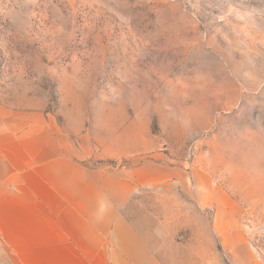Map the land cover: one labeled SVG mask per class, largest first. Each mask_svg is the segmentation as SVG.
<instances>
[{
    "label": "rangeland",
    "instance_id": "374dc122",
    "mask_svg": "<svg viewBox=\"0 0 264 264\" xmlns=\"http://www.w3.org/2000/svg\"><path fill=\"white\" fill-rule=\"evenodd\" d=\"M1 107L140 177L129 214L173 258L210 264L234 221L264 260V0H0Z\"/></svg>",
    "mask_w": 264,
    "mask_h": 264
},
{
    "label": "crops",
    "instance_id": "0c3cea01",
    "mask_svg": "<svg viewBox=\"0 0 264 264\" xmlns=\"http://www.w3.org/2000/svg\"><path fill=\"white\" fill-rule=\"evenodd\" d=\"M0 110V264H196L173 258L166 237L129 214L140 177L61 156L58 128L55 138L45 131L41 113H13L9 124ZM228 222L213 225L210 264L221 252L229 264H264Z\"/></svg>",
    "mask_w": 264,
    "mask_h": 264
}]
</instances>
